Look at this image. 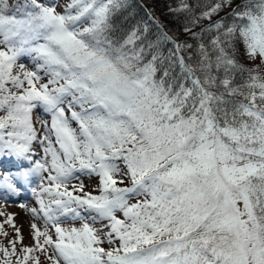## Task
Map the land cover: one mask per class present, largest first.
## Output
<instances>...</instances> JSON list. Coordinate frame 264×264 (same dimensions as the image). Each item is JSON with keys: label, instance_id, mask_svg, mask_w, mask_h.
Segmentation results:
<instances>
[{"label": "snow or ice", "instance_id": "1", "mask_svg": "<svg viewBox=\"0 0 264 264\" xmlns=\"http://www.w3.org/2000/svg\"><path fill=\"white\" fill-rule=\"evenodd\" d=\"M125 6L0 0V157L30 165L14 177L21 184L40 176L39 207L29 211L43 221L15 264H40L36 251L50 264H264V0H212L199 12L179 0L171 11L184 15L183 31L210 34L195 63L181 54L193 45L162 29L146 47L172 43L180 77L156 54L144 62L137 41L147 25L123 43L111 39ZM225 9L231 24L213 19ZM236 44L255 67L237 61ZM24 56L35 70L18 65ZM38 108L51 117L39 121L42 135ZM82 175L97 178L98 194L85 191ZM3 179L19 191L11 173ZM68 220L80 227H62ZM105 239L119 244L105 249ZM16 243L0 246V264H13Z\"/></svg>", "mask_w": 264, "mask_h": 264}, {"label": "trees", "instance_id": "2", "mask_svg": "<svg viewBox=\"0 0 264 264\" xmlns=\"http://www.w3.org/2000/svg\"><path fill=\"white\" fill-rule=\"evenodd\" d=\"M179 0H126V6L118 11L112 19V31L111 39L117 44L123 43L128 34L134 28H140L143 30L144 26L147 25L148 31L145 37L142 40L137 41V46H145V55L144 62L151 60L153 54L158 55L163 59V64L160 65V60L158 59L157 64L160 65L161 69L169 68L170 74L172 77H180L181 69L178 63L174 62L173 59H168L171 56V51H174L173 44L166 41H160L158 47L154 49H147V44L149 42L155 43L157 37L160 33V30L167 32L169 36L173 37L174 40L178 42H183L187 40L189 44L193 45V48L190 52H182L186 62L194 64L197 59V48L198 44L203 42L208 43L210 38L209 33H205L202 40L192 39L188 33L183 31L184 27V15L177 14L171 9L177 7ZM192 5H200V8H197V12L208 3H211L212 0H188ZM242 0H235V3H241ZM230 9H225L220 12L219 15L213 17L214 20H220L221 18L227 17L225 19V24H231L232 19L228 16ZM151 14V18L149 16ZM210 21H202L201 27H207ZM194 31H200V28L194 29ZM235 58L237 61L244 65L245 67H255L252 65L246 58L244 48L241 44H236L234 48ZM191 55V60L189 56ZM213 74L215 70H213ZM161 75L158 72L157 76ZM220 75H223L221 72ZM244 77L239 74L236 75V83H242ZM238 99V97H237Z\"/></svg>", "mask_w": 264, "mask_h": 264}, {"label": "rangeland", "instance_id": "3", "mask_svg": "<svg viewBox=\"0 0 264 264\" xmlns=\"http://www.w3.org/2000/svg\"><path fill=\"white\" fill-rule=\"evenodd\" d=\"M12 2H13V0H12ZM67 2H68V0H64L63 4H65ZM21 5H22V3H21ZM57 10L62 11L63 9L58 8ZM0 47H2V46H0ZM22 58L23 57H21L20 60H23ZM19 64H24L28 70H35V66H29V64H27L25 61H18V65ZM46 81H47L46 79H43L41 82H46ZM40 120H45V121L50 122L51 117H50V115H47L43 112L41 114H39L37 111L34 110V112H33V123H34L35 127L37 128L38 132L42 135L43 133H42L41 125L39 123ZM34 151L36 153V156L34 157V159H36L37 156L38 157L42 156L43 152H42V149L38 143H34ZM82 181L86 186L85 191L92 192L94 195L98 193V191H97L98 180H97V178H95V176L94 177H87V178L83 179ZM91 182L93 183V185L89 186V184H91ZM34 188H36L37 191H39V183L37 185H35ZM31 193H33V192H31ZM22 205H25L26 207H23V206H21V204H17V203H11V202L5 203L4 201H0V213H3V215H0V225H3V227L0 228V246H3L5 248H8L9 250H11L10 241H14V240L17 241V243H16L17 253L15 256L11 257L13 264H15L17 256L22 257L23 254L20 251V249L22 247H25V246L32 247L34 245V240H33V236H32L33 230H32L31 225L33 223H36L39 227H41V229H43V221L39 220V219H35L36 221H32V219H34V218L31 214V212L29 211V209H31V208H38L39 207L37 202H36V196L33 194V197L29 198V202L24 203ZM9 216L12 217L11 223L6 222L8 220ZM13 225L15 227H13ZM62 227L70 228L72 226L62 225ZM95 227H100V225L96 224ZM17 229H19V236L17 235V231H16ZM106 231H107V229H106ZM3 233H6V235H4ZM21 238H22V242H21ZM104 242H105L104 245L109 247V248L117 245L116 243H114L113 245H109V243L107 242V239H105ZM117 242L119 243V241H117ZM50 254H51V249H49V255ZM31 255L38 256L40 259V264H50V261L47 259V257L39 251H36V252L32 253ZM3 259H4L3 253H0V261H2ZM28 264H32V261H29Z\"/></svg>", "mask_w": 264, "mask_h": 264}]
</instances>
